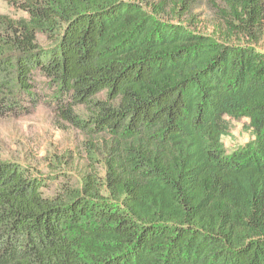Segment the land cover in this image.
<instances>
[{
	"label": "trees",
	"instance_id": "16d2710c",
	"mask_svg": "<svg viewBox=\"0 0 264 264\" xmlns=\"http://www.w3.org/2000/svg\"><path fill=\"white\" fill-rule=\"evenodd\" d=\"M7 1L27 18L0 15V119L42 79L97 141L77 180L0 161V264H264V51L173 23L194 0ZM223 2L260 26L263 0ZM223 116L253 142L227 154Z\"/></svg>",
	"mask_w": 264,
	"mask_h": 264
},
{
	"label": "rangeland",
	"instance_id": "374dc122",
	"mask_svg": "<svg viewBox=\"0 0 264 264\" xmlns=\"http://www.w3.org/2000/svg\"><path fill=\"white\" fill-rule=\"evenodd\" d=\"M131 1L148 10V6L158 5L163 0ZM166 2L170 4L173 0ZM193 3L186 10L187 13L177 18L172 17L171 21L183 24L196 32L214 36L217 42L224 45L247 46L256 51H264V15L259 27L243 30L223 0H216V16L207 0H194ZM262 5L264 8V0ZM169 9L168 7L167 12ZM0 15L12 20L27 18L23 11L10 6L7 0H0ZM38 82L40 99L35 106L28 105L27 115L0 119V161L19 163L42 176L51 175V169H55L60 176L77 180L78 170L87 160L92 143L97 140L88 138L85 131L63 120L53 106V90L45 85V80L39 79ZM73 109V112L79 115L85 114L83 108ZM220 127L224 132L221 143L227 154L254 140L248 119L223 116ZM58 184L56 182L51 185L50 190Z\"/></svg>",
	"mask_w": 264,
	"mask_h": 264
}]
</instances>
